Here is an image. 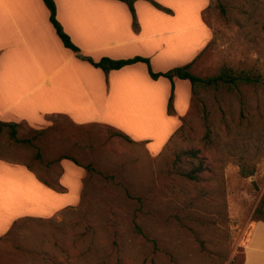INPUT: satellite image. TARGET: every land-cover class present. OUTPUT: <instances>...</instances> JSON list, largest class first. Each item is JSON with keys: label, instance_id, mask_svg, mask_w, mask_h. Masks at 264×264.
<instances>
[{"label": "rangeland", "instance_id": "obj_1", "mask_svg": "<svg viewBox=\"0 0 264 264\" xmlns=\"http://www.w3.org/2000/svg\"><path fill=\"white\" fill-rule=\"evenodd\" d=\"M171 1L177 17L162 18L164 30H178L187 11L195 24L191 47L205 41L201 18L211 31L194 57L195 74L213 75L230 65L262 75V83L191 91L182 128L158 154L148 142L114 136V126L78 124L66 115L45 116L37 125L18 122V137L29 142L2 132L0 158L30 165L51 182L63 174L64 154L105 175L89 176L82 167L81 199L71 206L72 196L27 206L0 194V264H242L249 224L257 207L264 212V0ZM181 37L177 31L172 43ZM117 121L158 140L169 132L159 108L146 122ZM190 148L203 160L199 180L181 174L199 162L181 155ZM56 204L67 207L54 211ZM22 209L33 215L7 228L11 213Z\"/></svg>", "mask_w": 264, "mask_h": 264}, {"label": "crops", "instance_id": "obj_2", "mask_svg": "<svg viewBox=\"0 0 264 264\" xmlns=\"http://www.w3.org/2000/svg\"><path fill=\"white\" fill-rule=\"evenodd\" d=\"M156 1L174 13L157 9L148 0H137L134 3L138 31L133 27L128 5L121 0H55V3L58 20L83 54L96 61L104 56L121 59L139 55L150 58L155 71H167L192 61L210 39L211 31L201 18L198 26L206 34L205 41L197 48L191 47L194 36L189 32L195 28L194 18L183 11L185 19L180 28L164 30L162 18L175 20L177 9L170 0ZM177 31H181L182 37L172 43ZM174 81L176 113L171 115L167 105L172 83L163 76L153 79L145 62L106 74L63 44L44 0H0V121L37 125L45 116L66 115L78 124L103 123L122 129L133 140L148 142V150L158 154L179 128L180 116L190 101V81L180 78ZM180 84L187 87L180 91ZM158 108L169 126L163 140L135 134L117 121L127 118L146 122ZM62 164L60 182L65 192L60 193L39 180L26 165L0 158V194L7 201H21L27 206L72 196L68 206L76 205L81 199L84 169L70 159H63ZM64 206L56 204L54 211ZM31 215L33 212L29 210L18 211L14 216L11 213L7 228L14 219ZM3 218L4 213L0 212V231L4 229ZM243 248L242 264H264L263 220L250 222Z\"/></svg>", "mask_w": 264, "mask_h": 264}, {"label": "trees", "instance_id": "obj_3", "mask_svg": "<svg viewBox=\"0 0 264 264\" xmlns=\"http://www.w3.org/2000/svg\"><path fill=\"white\" fill-rule=\"evenodd\" d=\"M125 2L132 14V19H133V27L135 30H139L140 25L138 22V17H137V12H136V7L135 3L137 0H121ZM150 3H152L157 9L162 10L164 12H167L169 14H173V10L169 7H166L162 5L161 3L157 2L156 0H148ZM47 8L50 11V21L53 24L58 36L60 37L61 41L63 44L67 47L73 50L76 53V56L88 61L91 63L93 66L101 68L106 74H108L111 70L114 69H120L126 65L133 64L139 61H143L147 64L148 66V71L150 76L153 79H158L166 77L171 81L172 86H171V94L168 100V113L173 115L175 114V107H174V99H175V78H180V79H187L190 81L191 84V91L192 94L196 95L199 88H215V89H227V90H233L238 86L240 83H262V75L241 69L238 70L230 65H223L215 74L213 75H208V76H200L195 74L192 70L191 67L196 60L194 58L192 61L183 64V65H178L170 68L167 71H155L152 67L151 60L148 57H143V56H134L130 58H121V59H114L108 56L102 57L100 60L96 61L93 57L89 55H85L82 53L81 49L79 46H77L71 39L70 35L65 31L63 25L57 18V6L55 3V0H44ZM91 124H99V123H88L87 125ZM103 124V123H101ZM19 126L18 122H8V121H0V134L2 132H8L10 137L16 141H22V142H29L31 139H26V138H19L18 137V129L17 127ZM109 126V125H108ZM181 127V126H180ZM178 128L180 130L181 128ZM115 129V128H114ZM40 132V131H38ZM114 136L116 137H125L127 139H130L131 137L126 134L122 129H115L114 131ZM181 155L186 156V157H191V158H197L199 159L198 155V149L190 148V149H185L182 151ZM37 157L41 159V154L38 151ZM62 159H70L72 160L75 164L85 168L89 176H92L95 172L99 174H104L101 170H98L93 163H88V164H83L81 163L77 158L64 154L61 157H59V160ZM27 167L32 170V167L30 165H27ZM203 170V160L199 159V162L197 165L192 166L189 169H184L181 171V174L184 175L185 177L193 180H199L200 179V173ZM33 171V170H32ZM253 170L250 171L248 174H253ZM38 179L41 180L44 184L47 186L58 190V191H65V187L61 184L60 178L56 179L55 181L51 182L46 178H43L41 175L36 174ZM84 182V179H83ZM255 216L256 220H263L264 221V212L262 209V205L257 207L255 210ZM18 221V220H17ZM15 221V223L17 222ZM136 229L138 232L142 233V229L138 224H136Z\"/></svg>", "mask_w": 264, "mask_h": 264}]
</instances>
